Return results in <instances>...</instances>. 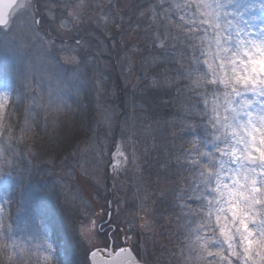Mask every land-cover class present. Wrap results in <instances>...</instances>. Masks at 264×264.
<instances>
[{
  "label": "snow or ice",
  "instance_id": "1",
  "mask_svg": "<svg viewBox=\"0 0 264 264\" xmlns=\"http://www.w3.org/2000/svg\"><path fill=\"white\" fill-rule=\"evenodd\" d=\"M83 7V0L76 4L72 0H0V30L12 32L17 48L38 60L41 77L48 85L46 90L34 86L36 65L31 59L19 72L5 76L4 89L0 90V129L6 127L4 115L13 97L23 106L22 134L31 130L40 111L50 113L51 124L56 127L67 107L62 92L69 82L57 72L65 65L75 66L71 72L72 90L80 94L75 82L81 79V64L88 66L92 59L90 52L81 55V50H87L91 43L84 35H92L90 26L80 29L72 23L79 19L76 9ZM257 8L264 12V0L239 5L237 0H158L151 6V23L156 31L145 48H129L128 42L123 41V14L116 22L121 31L111 35L114 49L118 50L117 36L125 44L129 68L130 54H141L145 76L155 73L150 77L153 88L165 89L168 94L174 85H182L176 88L172 101L178 104V111L167 121V126L177 131L170 134L171 143L164 142L166 151L157 164L158 171L181 174L182 186L175 194L173 208L178 207L189 217L195 207L204 209L197 213L199 224L188 234L198 264H264V21L252 32L247 27L250 21L244 20L246 14ZM100 19L108 17L102 15ZM73 29L78 35L71 34ZM154 102L168 103L158 99ZM103 116L108 134L113 135L115 126L106 109ZM154 123L160 125L161 121ZM154 131L151 123L143 128L144 138L152 137L151 149L146 143L140 145L135 133L119 143L113 140L115 158L123 159L113 165L111 176L102 169V179L98 178L97 184L107 189L106 181L111 178L113 189L119 190L115 181L121 171L129 170L127 165L132 166L134 173L141 172L138 147L144 148V162L151 166L150 153L161 147ZM160 131L164 132V128ZM178 139L183 143L176 144ZM99 143L106 146L107 138L101 135ZM4 144L0 138V177L6 186L10 177L23 183L31 174V162ZM125 146L132 149L130 157L122 151ZM89 150L96 151L98 165H103L104 150L98 147L95 134L82 149ZM25 162L27 167L22 168L20 165ZM183 173L191 177L190 182ZM205 197L209 199L205 201ZM102 199L108 219L100 216L99 223L93 219L81 226L82 232L90 234L95 230L104 248L109 249L103 264H138L132 249L122 247L116 242L118 233L110 231L123 202H117L114 216L113 201ZM140 208L143 209V202ZM5 213L0 205V220ZM134 236L135 233L125 239L134 240ZM109 239L114 241L111 246ZM143 243L147 240L142 246ZM12 245L19 247L17 241ZM92 248L87 251V264H95L97 259L99 247L93 244ZM34 249L45 261L56 259L47 241L35 244ZM41 253L46 256L41 257Z\"/></svg>",
  "mask_w": 264,
  "mask_h": 264
},
{
  "label": "rangeland",
  "instance_id": "2",
  "mask_svg": "<svg viewBox=\"0 0 264 264\" xmlns=\"http://www.w3.org/2000/svg\"><path fill=\"white\" fill-rule=\"evenodd\" d=\"M131 1L83 0L84 7L76 9L80 14L79 19L72 21V23L80 29L90 26L89 32L92 33L91 36H88L87 33L84 34L86 38L91 40V43L87 50H81V55H84L86 51L90 52L92 59L88 66H85L83 63L81 64V68L83 69L81 79L75 82L81 90L80 94L76 95L72 90L71 72L75 66L65 65L63 68L57 69V72L65 81L69 82V86L62 92L63 99L66 102L72 103L73 107L77 108V111L83 117L82 139L77 141L73 149L62 155V157L60 156L58 160L45 163L42 166L33 162L36 164V167L34 170H31V174L24 181H30L32 178L35 181V189H31L32 194H30V198H27V200L21 199L20 203L15 202L12 204V223L15 221L22 226L28 233V239L35 244L42 241H47L51 244L56 264H60L61 260L63 264H87V251L89 248H92L93 244L98 245L99 249L104 248L101 238L95 234V230L90 234L84 233L81 226L88 225L93 219L99 223L100 216H103L104 220L107 219V215H105L106 208L102 207L105 204L102 197H106V195H113L110 200L113 201L111 212L114 216L117 213V202H123L120 204V214L110 231L118 233V240L116 242L121 246L123 245V239L126 241V236L133 237V233H135L134 240L126 241V246L132 249V252L134 247H140L139 255L142 260L138 259L136 255L135 257L143 264L162 263V257L158 258L159 255H157V259H152L154 256H152L151 248H162L161 246L165 245L162 242L164 241L166 247H170L172 250H179L180 246L175 244L176 241L174 242L170 235H174L178 228H183L189 234V230L197 227L194 216L189 217L186 212L182 214L178 207L173 208L172 206L175 203V194L182 186L180 184L181 174L170 175L166 172L158 171L157 162L153 160L156 154L154 152L150 153L151 166L145 164L144 158L147 154L143 147H138V155L141 156L140 164L143 170L134 173L131 170L132 166L130 164L127 165L129 170L127 172L121 171L119 179L115 181L119 190L113 189L114 181L111 178L106 181L109 189H105L97 184V179H102V169H106L109 176H111L113 165L118 164L123 159V157L119 159L115 158L116 144L113 143V140L119 143L123 138H127L130 133L136 134L130 122L131 119H129L128 125L127 122H123L121 128L123 137L121 133L117 136L119 130L117 123L119 107L115 101L117 96L114 84L110 80L113 75L112 73H114L117 67L123 76V86L127 92H131L136 86L135 80L137 79L138 81L142 77L138 73H145L142 62H140L142 57L139 52L130 54L131 68H129V57L125 55L127 49L123 41L128 42L129 48L136 46L143 49L144 36L141 33L143 25H139L136 28L137 25L132 22L135 20L147 21V17L144 15L139 16L138 14L130 18L129 22L123 17V41L118 36L116 39L118 50L112 47V33L120 32L118 29L120 26H117L116 22L120 20L123 8L128 7ZM72 2L76 4L80 0H72ZM245 2L259 4V0H237V5ZM109 5L112 6L109 7ZM102 15L107 16L108 19H100ZM150 15L149 18H151ZM66 18L72 19L71 17ZM244 20L250 21L247 27L250 31L255 32L261 26V22L264 21V12L260 11L259 8L254 9L245 15ZM71 34L73 36L78 35L75 29L72 30ZM0 37L7 44L5 48L2 45L0 46L3 61L6 62L4 66L0 67V74L3 75L2 80H0V90L4 89L5 76L14 75L19 72L29 59L36 65L33 72L34 86H40L46 90L48 86L47 81L41 77L38 60L34 56L26 55L17 48L16 39L12 32L2 30ZM143 55H145V52ZM121 62L123 66L120 64ZM120 65L122 66L121 68L119 67ZM138 65L139 69L136 70ZM151 74L149 72L147 77L143 75V80L146 79L148 85H151ZM133 76H136V79ZM9 82L11 83L12 80ZM97 104L101 105V107L98 108ZM105 109L111 116L112 124L115 126V133L113 135L108 134L107 127L103 123V110ZM89 110L92 116L90 121L85 115ZM94 134L98 147L104 150L103 165H98V157L95 150L82 151L90 143V138ZM140 134L137 135L140 136ZM101 135L107 138L106 146L99 143ZM142 137H144L143 134L139 137V144L143 145L146 143L148 148L151 149L150 143L153 141L150 138L151 136L145 138V142L142 141ZM122 151H125L126 155L130 157L132 149L130 146H125L122 148ZM30 159L33 158L28 156L25 161ZM25 165L27 166L26 162ZM48 169L53 170L55 187L53 176L48 175ZM170 171H174V169ZM182 175L185 180L190 182L191 177L188 174ZM11 179L16 180L14 177H10L8 182ZM81 181L84 183H81ZM108 190L112 194H108ZM134 193L135 195H133ZM142 202L143 209L141 210L140 206ZM132 205H135V207H132ZM32 212L37 222L35 233L30 237V227L33 226L35 221V218L32 219V222L29 221ZM42 214L48 217H56L64 232H67V239L70 244L66 256L63 254L66 243L62 239L57 242L53 226L50 227L49 223L42 219ZM130 227L132 230H129ZM166 235L168 236L166 237ZM144 240H147V243H143L142 246ZM110 241L113 244V239H110ZM72 256L75 257V262L71 261ZM172 256L180 257L179 251L174 254L172 253ZM144 259L149 263H146Z\"/></svg>",
  "mask_w": 264,
  "mask_h": 264
},
{
  "label": "trees",
  "instance_id": "3",
  "mask_svg": "<svg viewBox=\"0 0 264 264\" xmlns=\"http://www.w3.org/2000/svg\"><path fill=\"white\" fill-rule=\"evenodd\" d=\"M157 2L158 0H132L129 4V5H132L131 8L129 7L123 8L124 9L123 17L124 19L128 20V22L130 21V18H133L134 16L138 14L139 16L144 15L145 17H147V21H141V20L136 21L135 20L132 22L135 25H137L136 28L139 27V25H143L142 32L140 31L141 33H143V36H144L143 38L144 42L142 44V48H145L148 45L149 38L151 37L152 33L156 31V27L152 25L151 23L153 13L151 11L150 6L152 4H156ZM138 4L141 5V7L139 8L135 7V5H138ZM149 15L151 16V18H149ZM118 29L121 31V27H119ZM0 34H2V30H0ZM1 42L2 44H0V46L2 45V47L5 48L7 44L6 42L3 41V38L0 37V43ZM146 55H148L147 52H145V56ZM140 62H142V65H143V61L141 60ZM5 63L6 62L3 61L2 53H0V67L4 66ZM120 64L123 66L122 62ZM121 65L119 66L120 68L122 67ZM137 69H139V65L136 67V70ZM151 73H152L151 75L155 74L153 72ZM112 74L113 75L110 78V80L114 84V88H115L116 96H117V97L115 96L116 100L114 97V100L117 102L118 107H119L118 119H117L119 130L117 132V136L120 135V133H122L121 128L123 126V122H127V125H128L129 119H131L130 122L132 123V126L134 130L136 131L137 137H140L143 134V128L147 127L151 123L153 129L155 130L154 134L156 137H158V139L156 140V143L161 145L160 150L154 152V154L155 153L156 154L154 155L153 160L157 162L158 159L163 158L162 154H164V152L166 151V149L163 147L164 142L171 143L170 134L173 131H177V129L168 127L167 121L169 120V117L172 113H175L178 111V104H173L172 101L177 95L176 88L182 87V85H174L172 89L170 90V92L168 94H165V91H166L165 89L153 88L151 85L147 84L146 79L143 80L144 78L143 75H145V73L144 74L138 73L142 77L137 81L136 76H133L136 79L135 80L136 86L131 90V92H127L126 88L122 84L123 76L120 74L119 69H117V67L115 68V71ZM2 77L3 75L0 74V80H2ZM11 83H14V81H12ZM157 99L168 101V103L161 104L158 102H154ZM157 119L161 121L160 125H157L154 123V121ZM160 128H164V132H161ZM137 134L138 135L140 134V136H138ZM150 138L152 140V137ZM185 139H187V137ZM144 140L145 138L142 137V141ZM152 143H150L151 146H152ZM175 143L179 145V144H182L183 141L178 139L175 141ZM75 144L77 143L75 142L70 147H68L66 150L61 151L59 157H56L54 155L51 156L50 157L51 161L53 162L55 160H58L60 156L62 157V155L71 151ZM20 147L23 148V145H21ZM184 147L187 148L188 145L184 144ZM24 159H26V157H24ZM33 162L38 164L39 166H42L45 164V163L43 164L38 163L36 160H33ZM156 166H158V164H156ZM183 174H187V173H183ZM34 182L35 181L32 178L30 181H23V183H18L17 180L11 179L8 182L10 183V185L6 186L4 178L0 177V205H2L5 208V212L7 213L9 217L8 223L12 224V220H11L12 211H13L12 204L15 202L20 203L19 201L21 199L27 200V198H30V194H32L31 189L32 188L35 189ZM107 189H109L108 185H107ZM110 193L111 192L109 191L108 194ZM112 196L113 195H110V196L106 195V197H109L108 198L109 200L112 198ZM30 216H31V219L29 221L32 222V219L35 218V215L33 216V212H32V215ZM41 217L43 220H46L47 223H49L50 227L53 226L55 235L57 236V242H59L60 239H62L66 243L64 246V252H63L64 256H66V254L68 253V246L70 244L67 239V232L66 233L64 232V229L62 228V226L59 225L56 217L54 216L48 217V216H44V214H42ZM36 222L37 221L35 218L33 226L30 227V231H31L29 235L30 237H32L35 233ZM167 236L168 235H166V237ZM170 236H171V239L174 240V242L176 241L175 244L177 246H180L179 250H172L170 247H166V243L162 241L165 244L164 246H161L162 248H151L152 253H153L152 256H154L152 257V259L153 260L154 258L157 259V255H159L158 258L162 257L161 258L162 263L160 264H198V262L195 260V255H196L195 249H193L190 246L189 235L187 234V232H185L183 228H178L175 234L170 235ZM58 249L60 250V248ZM177 251H179L180 257H173L172 253L174 254ZM133 252H134V255H136L138 259H141L139 255L140 247H134ZM178 258H179V261H178ZM71 261L75 262L74 256L71 257ZM144 261L146 263H149L146 259H144ZM60 264H63L62 260Z\"/></svg>",
  "mask_w": 264,
  "mask_h": 264
},
{
  "label": "clouds",
  "instance_id": "4",
  "mask_svg": "<svg viewBox=\"0 0 264 264\" xmlns=\"http://www.w3.org/2000/svg\"><path fill=\"white\" fill-rule=\"evenodd\" d=\"M85 115L89 121L92 119L90 110ZM51 119L50 113L40 111L31 130L22 134L21 129L24 126L23 106L18 104L13 97L12 102L6 108L4 115L6 127L0 129V138L4 139L5 148H10L21 156L33 158L28 160L31 162V170L36 167L33 160L41 164L51 163V156L59 157L61 151L82 139L83 117L69 101L61 113L56 127L52 126ZM21 145L23 148L20 147ZM20 166L22 168L27 167L25 164ZM48 175L53 176L52 169H48ZM81 183L84 182L81 181ZM53 184L55 187L54 176ZM208 199L205 197V201ZM203 211V208L195 207L192 216L196 218V225L199 224L197 213ZM8 219L9 217L5 213L4 218L0 220V264H56V259L45 261L39 258L34 249L35 243L28 239V233L15 221L9 224ZM13 241L19 243L18 248L12 245ZM40 256H46V253H41Z\"/></svg>",
  "mask_w": 264,
  "mask_h": 264
},
{
  "label": "water",
  "instance_id": "5",
  "mask_svg": "<svg viewBox=\"0 0 264 264\" xmlns=\"http://www.w3.org/2000/svg\"><path fill=\"white\" fill-rule=\"evenodd\" d=\"M107 219H108V216H107ZM106 219V220H107ZM112 244H111V241H110V239H109V246H111ZM122 247H126V248H129V247H127L126 246V241L123 239V245H122ZM109 249H99V251H97V259H96V261H95V264H103V261L105 260V259H107V257H106V255H105V253L108 251ZM93 251H96V249H93ZM132 256L137 260V258L135 257V255L133 254V252H132ZM138 261V260H137ZM138 264H143V263H141V262H139L138 261Z\"/></svg>",
  "mask_w": 264,
  "mask_h": 264
}]
</instances>
